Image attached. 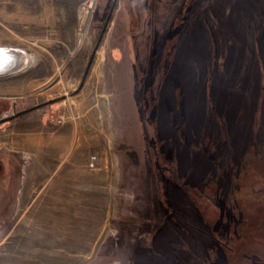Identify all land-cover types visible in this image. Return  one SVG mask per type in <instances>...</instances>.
Segmentation results:
<instances>
[{
    "label": "rangeland",
    "instance_id": "1",
    "mask_svg": "<svg viewBox=\"0 0 264 264\" xmlns=\"http://www.w3.org/2000/svg\"><path fill=\"white\" fill-rule=\"evenodd\" d=\"M112 2L0 0L24 59L0 119L36 109L0 124V264H208L203 234L211 264H264V0H117L105 24ZM42 124L110 134L82 192L74 154L36 177L20 136Z\"/></svg>",
    "mask_w": 264,
    "mask_h": 264
},
{
    "label": "crops",
    "instance_id": "2",
    "mask_svg": "<svg viewBox=\"0 0 264 264\" xmlns=\"http://www.w3.org/2000/svg\"><path fill=\"white\" fill-rule=\"evenodd\" d=\"M39 106L40 108H42V104H40ZM94 130V136H89L88 128L86 127L79 128L78 130H74L71 127H65L55 131H50L48 127H45V125L42 124L40 126L33 125L32 129H28L25 136H20V139L25 141V150L35 156L32 167L35 168L34 172L37 174L36 177L40 176V174H42V171H44L45 173L46 168L51 165V158L49 157L51 152H58V163L56 167L61 165L66 159H71L74 154V159L72 160L73 162L68 172L66 173V178L64 180L67 181V179H74L79 181V185H81V187H77V189H79V192H82V182H84L83 180H85L83 173H86L85 171L83 172L82 168L87 161V153L91 151L94 145L97 144L99 147L104 139L106 146H108L111 139L109 133H107L105 136V134L100 135L97 129ZM16 135L18 137L19 133H16ZM92 139H94L93 143H91ZM71 169L74 170L72 171ZM33 178L34 177L31 178L32 181ZM85 182L92 183L93 181L90 178ZM62 190L64 189L59 188L57 194L61 193ZM58 196H55L56 199ZM26 199L27 198L23 197L24 203H26ZM74 199L69 202L71 205H73L74 202L75 204H78V202H76V199ZM45 202L46 207L50 205L48 200H46ZM63 204L64 207H66L67 202H64ZM53 205L56 208L58 207V199ZM27 208L25 210H27Z\"/></svg>",
    "mask_w": 264,
    "mask_h": 264
},
{
    "label": "trees",
    "instance_id": "3",
    "mask_svg": "<svg viewBox=\"0 0 264 264\" xmlns=\"http://www.w3.org/2000/svg\"><path fill=\"white\" fill-rule=\"evenodd\" d=\"M181 13L184 14L183 11H182ZM176 16H177V17H181V14H178V15H176ZM209 111H210V113H211V115H212V117H213L215 123H216L217 126L219 127L220 132H222V136H223V138H222V137L220 138V143H219L218 145H215L214 148H213V150L215 151V154H216V160H217V163H215L214 166H215V165L220 166V163H221V160H222V155H223V153H224V150H225L226 147H227V140L225 139V132H224L223 128L220 126V124H219V120H218V116H217V113H216V109L211 105V106L209 107ZM190 143L193 145V147H197L198 150L202 151V148H200V147H198L197 145H195V143H194L193 141L190 140ZM231 164H232V161H231ZM198 233L200 234V231H198ZM203 235H205V236H206V237H207V238H208V239H209V240L215 245V250H212L211 247L204 248V250L198 252V254H195V256H196V257H199L200 254H201L203 251H204V252L206 251V252L208 253V255H209V260H210V258L213 259V258H215V256L217 255L216 252L218 253V250L221 249V247H222L221 239L216 238V237H214L213 235H209V234H203ZM190 237H191V236H190ZM222 249H224V248L222 247ZM209 260H207V261L204 260V261H205L206 263H208V264H211V263L209 262Z\"/></svg>",
    "mask_w": 264,
    "mask_h": 264
},
{
    "label": "water",
    "instance_id": "4",
    "mask_svg": "<svg viewBox=\"0 0 264 264\" xmlns=\"http://www.w3.org/2000/svg\"><path fill=\"white\" fill-rule=\"evenodd\" d=\"M116 1H117V0H113V2H112V4H111V7H110V9H109V12H108V15H107V20H106L105 24H107L108 19H109L110 15H111L112 12H113V9H114V6H115V4H116ZM103 32H104V28H103L102 31H101L100 37L102 36ZM96 48H97V44H96V46L94 47V49L92 50V53H91V55H90V57H89V60H88V62H87V65H86V68H85V71H84V74H83V78H82V80H81V83H83L84 77H85V75H86L87 72H88V69H89V67H90V65H91V62H92V60H93V57H94V55H95ZM18 70H19V69H9V70H7V71H3V72H1L0 74H10V73L15 72V71H18ZM81 85H82V84H80L79 88L81 87ZM38 107H40V106H37L36 108H38ZM34 109H35V107L30 108V109H26V110H21V111H19V112L14 113L13 115H11V116H9V117L1 118V119H0V124H3V123H7V122H9V121H12V120H14V119H16V118H18V117H20V116H22V115L28 113L29 111L34 110Z\"/></svg>",
    "mask_w": 264,
    "mask_h": 264
},
{
    "label": "bare ground",
    "instance_id": "5",
    "mask_svg": "<svg viewBox=\"0 0 264 264\" xmlns=\"http://www.w3.org/2000/svg\"><path fill=\"white\" fill-rule=\"evenodd\" d=\"M7 49H0V73L9 69H19L24 65L23 56H17Z\"/></svg>",
    "mask_w": 264,
    "mask_h": 264
},
{
    "label": "built area",
    "instance_id": "6",
    "mask_svg": "<svg viewBox=\"0 0 264 264\" xmlns=\"http://www.w3.org/2000/svg\"><path fill=\"white\" fill-rule=\"evenodd\" d=\"M85 6L89 7V5H88L87 3L85 4ZM54 123H55V125H61V124L63 123V121H62V119L59 118V119H56ZM95 161H96V157H94V156L91 157V158H90V162H91V163L89 164V167L92 168V167H93V163H94Z\"/></svg>",
    "mask_w": 264,
    "mask_h": 264
}]
</instances>
